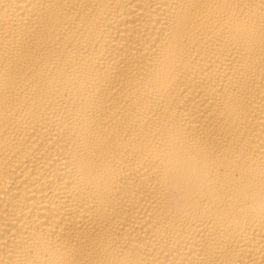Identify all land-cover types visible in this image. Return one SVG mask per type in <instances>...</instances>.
Segmentation results:
<instances>
[{
  "label": "bare ground",
  "instance_id": "6f19581e",
  "mask_svg": "<svg viewBox=\"0 0 264 264\" xmlns=\"http://www.w3.org/2000/svg\"><path fill=\"white\" fill-rule=\"evenodd\" d=\"M0 264H264V0H0Z\"/></svg>",
  "mask_w": 264,
  "mask_h": 264
}]
</instances>
